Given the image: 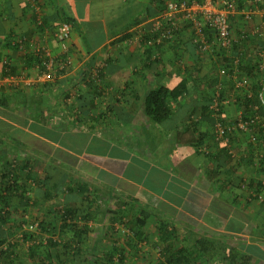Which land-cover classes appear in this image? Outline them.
I'll list each match as a JSON object with an SVG mask.
<instances>
[{"label":"crops","instance_id":"1","mask_svg":"<svg viewBox=\"0 0 264 264\" xmlns=\"http://www.w3.org/2000/svg\"><path fill=\"white\" fill-rule=\"evenodd\" d=\"M170 1L165 0V5ZM160 3V0H0V56L4 63L16 68V72L3 77L0 63V148L17 152L18 166L14 168L20 166L30 181L31 175L38 183L49 175V181L57 183L56 189L58 184H64L59 188L65 190L60 197L62 208L81 209L80 201L88 197L93 200L92 188L103 191L114 180L126 179L125 165L129 166V158L122 147H116L110 133L134 125L144 127L145 135L152 129L154 132L149 134L158 135L152 141L160 150H166L163 158L169 170L144 163L140 173H144V184L149 178L153 182L152 186H144L147 198L126 197L142 205L155 202L167 212L162 211L166 216L183 215L188 221L180 222L191 235L207 239L218 236L230 248L252 256V264H264V202L236 186L240 178L253 180L255 184L264 182V174L256 166L251 169L247 162L243 163L249 145L244 136L237 137L232 146L240 165L234 168V162H228L223 155L216 162L221 147L212 144L213 116L210 106L207 109L212 96L220 93L223 99L233 102L239 116L245 113L241 103L246 97L252 98L250 88L256 85L258 91L264 89V74L255 70L264 61V34L251 36L232 52L236 55L244 51L240 79L249 80L246 88H238L235 79L220 76V69L231 58L219 51L208 56L200 54L187 27L171 43L146 50L142 40L153 31L155 19L163 15L158 12ZM255 7L249 0L237 1L236 14L231 17L237 35L243 30L251 31L252 25H259L264 18ZM251 10L254 12L250 22L246 15ZM37 17L42 18L43 31L55 52L58 45L53 33L57 24L64 20L71 23L73 64L65 72L39 77L32 65L28 80L9 82L8 77H18L28 66L25 51L18 47L5 49V41L10 36L13 40L32 39L37 31L33 20ZM182 81L187 82L188 95L181 102H171L173 113L166 124L155 123L143 113V98L150 89L160 86L172 89ZM161 133L164 136H159ZM196 142L209 147L214 163L220 164V175L211 173L214 164L200 152V146L197 149ZM117 150L124 153L123 157L119 158V164L117 158L110 163L112 152ZM174 151L182 156L170 159ZM85 187L88 191L83 193ZM189 197L191 207L186 210ZM94 204L93 200L91 205ZM92 206L81 210L91 213L95 211ZM67 224L65 228L61 221L56 226L60 241L59 236L49 237L63 244L77 241V234L71 231L73 224L68 220ZM75 225L87 232L96 227H101L100 231L118 230L92 220ZM178 227L177 224L176 229L182 230ZM174 229L168 226V230ZM80 235L82 246L86 247L84 242L91 241L92 235L86 231ZM82 255L88 257L85 249Z\"/></svg>","mask_w":264,"mask_h":264},{"label":"rangeland","instance_id":"2","mask_svg":"<svg viewBox=\"0 0 264 264\" xmlns=\"http://www.w3.org/2000/svg\"><path fill=\"white\" fill-rule=\"evenodd\" d=\"M214 90H211V94H213ZM224 100H227L229 102L228 104L223 106L225 111L223 115L228 116H225L224 118L227 123L232 122L238 117V111H236L237 108L235 109L232 101L228 99ZM229 105L233 107L228 108ZM99 106L100 105L98 104V107ZM103 107L105 108V105ZM226 108L227 110H225ZM230 109H232L233 113ZM148 131L149 132L145 135L144 127H137L134 125V127L132 126L131 129L125 128L123 129V131H120L118 133H116V131L110 133L109 136L116 141V147H122L129 158V166L125 165V170H127L125 177L126 179H123L122 182H120L118 179L116 181L114 180L112 186H110V184L109 186L106 185L107 189L103 190L104 192L92 188L93 200L95 202L93 206L91 205L93 204V200L91 203H88L87 199L79 202L80 204L78 205V207H80L81 209L88 210L89 206H92V208L97 211L99 208H101L100 214L91 218L92 223L108 224L110 228L118 229L117 231H115L108 228V230L100 231L101 227H96L94 231L87 232L91 233L92 236L91 241L88 239L87 241L85 240L86 242L84 243L86 244V247L82 246V242L79 244L80 249H85L86 254L90 256L93 261H97V264L102 263L101 260L107 255L108 252H110L113 257L112 264H161L162 262H164L166 258L164 257L161 250H163L165 246L162 242V239H160L161 233L157 229H155L157 226H160V221L166 223L169 227L175 228L176 248H180L184 244L190 245L191 247H194L195 245L194 239L191 237V232L186 230L185 226L181 224V222L187 223V217L178 214L174 216L172 215L173 217H171L170 215L166 216V214H163L166 211L158 207L155 202H149L148 204L144 203V205H142L141 202H135L134 199L126 197L132 196L147 198V195L143 190L144 186H152L153 182L151 181V178H149L148 180L146 179V183L144 184V173L140 174L144 170V163L152 164L158 167L162 166L169 170V168L166 166V164L168 163L163 158L166 150H160L152 141V139L155 140L158 135H150L152 132H154L152 129H148ZM161 134L162 135L159 136H164L163 133ZM144 135L147 137L145 140ZM16 153L17 152L8 150L7 147L0 148V175L2 173V170L5 168V161L10 160L11 164H13V167L18 166ZM172 153L173 154L171 155L170 159L175 158V156L177 155L182 156V154H179L176 151ZM233 153L235 154L237 152L235 151ZM123 155L124 153H121V151L118 150L116 152H112V160L110 159V163H112L111 161L116 158V161L118 162L119 158L123 157ZM121 161L123 162V160ZM117 164H119V162ZM17 172L21 177L22 183L24 184V189H26L27 191L26 199L21 201L20 199L14 198L11 201V205L7 209H5L4 215H2L0 211V217L7 215L6 223H3L0 218V225L4 224L2 225L4 226V229L2 230V228H0V237L6 238L8 240L6 245L16 246V255H19L21 257L20 264H40L38 258L32 259L29 253L33 246L36 247L39 245L41 248V245H45L44 242L46 239L50 238V235L59 236L58 231L55 232L51 229V233H49V230L52 226L59 227L60 222L63 220L62 218H60V213L63 211L62 206H64V203L62 201L63 199H61L60 197L63 195L65 190H59V188L64 184H58V189H51V200H47V198L44 197L38 199L36 194L38 188L35 190V187L40 185L36 182L37 179H35V177L31 175V179L33 181H30L27 173L23 174V172L20 174L19 170ZM218 175H220V173ZM173 176L174 175L170 177L171 184L169 186L171 187L173 186ZM133 181L134 184L132 183ZM181 188L186 189V186L181 185ZM96 193L99 198L96 196ZM104 195L108 196V198H105ZM194 195L195 193L191 194L192 197H194ZM189 200L190 197L189 199H187V202L185 204L186 210H189L188 208L191 207V203ZM216 207L217 206H215V208ZM143 209L146 210L147 213L153 215L151 221L148 222L149 229L146 233L150 238L144 237L145 235L141 234V230L133 225L136 219L142 213ZM6 211H8V214H6ZM104 213L108 215L105 216ZM80 222L83 223L84 221L77 219L76 224H81ZM36 223H38V226H40V228L38 227V229L34 232L27 230L32 224ZM177 224L180 225L178 229L182 230L179 231L176 229ZM128 226H134V231H130V229L128 230ZM41 227L44 228L41 229ZM6 228L11 229L9 231L6 230ZM26 233H33L34 238L24 240V235ZM104 234L105 236L103 240L101 239V237ZM137 235L143 236V238H147L144 239L147 241H144ZM19 238L21 240H19ZM58 240L60 241V236L58 237ZM216 240L219 242V245H228L226 244V242L222 243V239L218 238V236ZM62 245L64 244L60 243V253H63ZM87 245L89 247H87ZM114 248L117 249V251H115ZM40 250L43 254L44 249L41 248ZM53 254L55 256L56 251L53 250ZM217 254L218 252H216V256ZM62 260L65 261V257L62 258Z\"/></svg>","mask_w":264,"mask_h":264},{"label":"trees","instance_id":"3","mask_svg":"<svg viewBox=\"0 0 264 264\" xmlns=\"http://www.w3.org/2000/svg\"><path fill=\"white\" fill-rule=\"evenodd\" d=\"M160 2L161 3L158 5V12L159 14L165 13L167 10V7L165 5V0H160ZM33 21H34V27H36L37 31H43L42 28L36 26L35 18ZM166 28H168V26H166ZM178 33L179 32H176L175 35H177ZM30 36H32V32L29 33V37ZM153 36H155V34L144 35L142 42L144 43V47H146V50H150L151 48H153L147 45L148 40L153 38ZM172 41H165L163 44L158 46H163L164 44L171 43ZM4 47L5 49L8 48L11 50L17 48V46L13 44V38L11 36L9 37V39L5 41ZM2 59L3 58L0 56V63L4 69L3 77H6L12 74L13 72H16L15 67L9 66L8 64L4 63ZM26 59H27L26 65L28 67L34 65L36 61V58L33 55H29V54H26ZM227 62L229 63L230 60H228ZM255 67L258 68L255 69L257 70L256 73L258 72L259 74L263 73L260 69L259 63ZM258 88L259 86L256 85L253 88H250L252 92V96H251L252 98L249 99L246 97L243 103H241V105L245 108L244 111L245 113H243L244 120L247 119V116L250 117L253 115L254 107L256 105L260 106L261 114L264 115V107L261 106V102L258 99V93L261 91V89L258 91ZM96 89L98 90L97 87ZM188 90L189 88L187 87L186 81H182L179 85H177L175 88L172 89L167 88L165 86H160L154 89H150L148 93L145 95V99L143 98V107H142L143 113L145 112V114L155 123H158L160 125L166 124L168 120L171 119L173 113L171 102L183 101L186 95H188ZM213 97L214 95L212 96L210 105H207V109L209 106H211ZM221 110H222L221 111L222 117L220 119L222 120V122L227 123L224 118L225 116L223 115V113H225L224 107H222ZM203 112L206 113V111ZM40 121H44V119L41 120L40 118ZM214 122L215 119L213 118V122H212L213 128H214ZM229 123L230 122H228V124ZM253 131L254 134L257 135V142L255 143L251 140V138L247 133L236 132L235 134L229 135L230 138L229 144L216 145L218 147H221V149L217 153L218 155H216V159H217L216 162H219L221 155H223L228 162H234L233 164L234 168H236V164L240 165L241 163L238 161V159H236V155L233 153L232 146L234 141L237 139V137L244 136L247 138L249 145L246 152L248 153V155L242 158L244 159L243 163L247 162V166L250 167L251 169H253V167L255 168L256 166V168L259 169V173L264 174V135L262 133V129L257 125H253ZM200 143H202V141H200ZM200 143L196 142L197 149H199L198 148L199 146L201 147L202 144ZM258 154L262 155V157L260 158L257 157L256 159V155ZM205 156L207 157L209 156L211 158L210 163L214 164L212 166L213 168L211 173L216 176L219 173H221L220 164L218 166L214 163L215 159L213 158V153L211 152L210 154H206ZM18 170H21L20 173H22V168L18 167V169L16 170L9 161H5V168L2 170V173L0 175V207H1L0 211L2 215H4L5 209H7L11 205V201L14 198L20 199L21 201L26 199L27 191L26 189H24L25 187L24 184L22 183L20 175L17 172ZM50 178L51 177H49V175H45L42 181H40L39 183L37 182L40 185L38 186L39 188L38 191L36 192L38 199L43 198V195H45V198H47V200L52 199L50 192L51 189H56L55 187L57 186V183L50 182L49 181ZM230 181L231 179L228 180V182ZM236 186H238L240 189L243 188L244 191H247L249 195L251 197L256 198L257 201L259 196L264 195V182L261 181L256 182L255 184V181L253 180L250 179L244 180L243 178H240L238 185L236 184ZM82 191L83 193L87 192L88 187L83 188ZM87 201L88 203H91L92 199L88 197ZM100 212H101V208H99L97 210V213L94 214L92 211L90 213L89 211H82L80 209H75L71 207L63 208V211L60 213L61 215L60 218L63 219L62 221L64 222L65 228H67L69 225L67 224V220L71 222V224H73L71 227V231L77 234L78 236L76 237L77 241L73 240L72 243L64 244L62 248L63 253L62 252L60 253L59 252L60 242L50 237L45 240L44 242L45 245H41V248L44 249V253L42 254L39 245L36 247L33 246L29 253L30 257L32 259L38 258L40 264H97V261H93L90 256L84 257V255H82V249H80L78 244H80L82 240V236L80 234L83 233L85 234V231L87 233V230H81V229L79 230L78 226L75 225V222L77 221V219L78 220L81 219L85 223H89L91 221V218L100 214ZM106 213H104L105 216L108 215ZM6 214H8V211H6ZM6 217L7 215L0 217L3 223H6ZM152 218L153 215L147 213L146 210L143 209L142 213L133 224L134 226L138 227L141 230V234L145 235L144 237H149L148 234L146 233L149 226L148 222L151 221ZM134 226H128L129 227L128 229H130V231H134ZM145 226H147V229H145ZM157 227H158V231L161 233L160 239H162V242L165 246L164 249L161 250V252H163V255L166 258V260L161 264H252V260H253L252 256L244 255L234 247L230 248L227 245H219V242L216 239H207L205 237L191 235V237L194 239L195 242L194 247L184 244L182 247L176 248L175 229L173 231L168 230L167 224L161 221H160V226ZM43 228L41 227V229ZM52 230L56 232L57 231L56 226H54ZM49 233H51V231H49ZM24 236H25L24 240L29 238L31 239L34 238L33 233L32 234L26 233ZM137 236L143 240L147 239V238H143V236H139V235ZM19 240L21 239L19 238ZM7 241L8 240L6 238L0 237V264H20L21 257L19 255H16L15 252L16 246L6 245ZM53 250L56 251L55 256L53 254ZM114 250L117 251V249L115 248ZM216 252H218L217 256H216ZM62 255L65 256V261L62 260L61 258ZM69 256L71 257L70 259ZM101 261H102L101 264H112L113 257L110 254V252H108L107 255Z\"/></svg>","mask_w":264,"mask_h":264},{"label":"built area","instance_id":"4","mask_svg":"<svg viewBox=\"0 0 264 264\" xmlns=\"http://www.w3.org/2000/svg\"><path fill=\"white\" fill-rule=\"evenodd\" d=\"M238 0H174L167 3V10L163 15L155 19V27L151 34H155L149 39L147 45L156 47L165 41H172L175 33L180 32L184 27H188L191 31V41L196 46L198 52L204 56H208L215 52H225L230 57V62L220 69V76L233 78L236 80L238 88H246L249 80L246 77L240 79L242 56L244 51H238L233 55V50L247 41L251 36L264 34V19L259 25H252L251 31L243 30L237 35L232 28L231 17L236 14V4ZM250 3L256 5L257 11H261L264 15V0H249ZM251 10L247 13L248 21H253ZM43 20L40 17L36 19V26L42 27ZM168 26V28H166ZM58 52H55L48 42L47 34L44 31H36L32 39L27 41L26 38H16L13 44L25 54L33 55L36 58L34 69L39 72V76H49V74L65 72L73 64L72 62V25L69 22L61 21L57 24L53 33ZM28 45V49H26ZM27 50V51H26ZM263 59V57H262ZM260 69L264 74V61H260ZM29 67L24 68L18 77L9 78L11 81L28 80ZM96 77L98 76L95 74ZM98 82L101 80L97 78ZM258 99L261 106L264 107V89L258 93ZM227 100L221 98L220 93H216L210 106L211 114L215 119L213 128L212 144H229V135L236 132L247 133L251 140L257 142V135L254 134L253 125H257L262 129L264 135V115L261 114L260 106L254 107L253 115L247 119H243V114L232 122L225 123L220 119L222 117L221 109L228 104ZM204 154H209L211 150L207 145L200 148ZM262 155H256V159ZM259 202H264V195L259 196ZM38 223L32 224L29 231L34 232L38 229Z\"/></svg>","mask_w":264,"mask_h":264}]
</instances>
